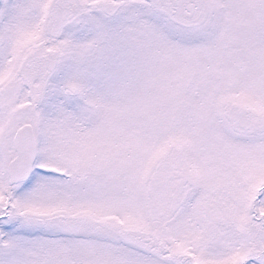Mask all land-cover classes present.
<instances>
[{"label": "snow or ice", "instance_id": "obj_1", "mask_svg": "<svg viewBox=\"0 0 264 264\" xmlns=\"http://www.w3.org/2000/svg\"><path fill=\"white\" fill-rule=\"evenodd\" d=\"M0 264H264V0H0Z\"/></svg>", "mask_w": 264, "mask_h": 264}]
</instances>
